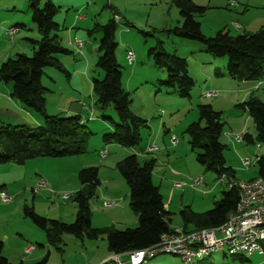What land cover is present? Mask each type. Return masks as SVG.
Wrapping results in <instances>:
<instances>
[{
    "label": "rangeland",
    "instance_id": "obj_1",
    "mask_svg": "<svg viewBox=\"0 0 264 264\" xmlns=\"http://www.w3.org/2000/svg\"><path fill=\"white\" fill-rule=\"evenodd\" d=\"M52 2L55 6H60L56 20L60 24L66 20V23L62 24L64 28L58 35L62 40L69 35V41L72 43L81 41L83 48L80 53H77L76 49L69 45L67 47L70 51L68 55H58L64 58V67L72 75L70 79H67L66 74L55 69L45 70L42 84L47 89L45 95L46 113L62 116L71 112L68 107L76 105L77 100L79 105H82L81 102L84 101L94 109V119L85 123L92 135L85 144L84 152L76 156L42 158L35 165L27 166L26 171L16 173L10 170V166H7L13 165L12 163L0 165V187L5 185L7 188L0 193H6L12 197L10 203H0L2 256H10L9 264H19V257L26 258L31 254L24 253L28 244L34 245L36 251L42 253L43 256L48 252L49 264H82L87 254H90V258H92L91 251L100 249L105 244V240H101L102 238L79 240L72 235L65 234L62 237L63 252H60L48 244L44 232L23 217V206L27 205L34 207L38 215L47 219L67 224L73 223L75 220L73 212L76 208L72 201V195L74 190L79 188L78 172L81 169L91 167L98 169L99 190L105 186L104 181L108 180V185L111 186V182H116V178H119L122 186H119L118 189L114 188L119 192V199L116 200L117 205L125 206L128 210L127 213L116 212L115 216L122 218L123 223L132 222L133 214L129 208V188L116 167L118 162L132 155L131 152L126 155L129 151H137L140 154V156L137 155V160L140 163L143 162V159L158 158L152 181L155 185L161 182L160 193L164 208L170 214L171 229L181 230L184 226L181 211L192 199L194 208L199 212L210 210L213 204L210 203V207L206 205L213 200L217 202L220 199L222 192L228 190L227 182L231 177L226 175V185L220 182L222 176H216L198 164L196 156L199 151L192 150L188 144L186 128L189 124L198 122L197 108L200 105L209 104L214 111L221 113L225 132H223L220 141L225 146L223 157L226 166L237 173L236 178H240L242 173L245 177L257 174L254 160L256 157L264 156V144L257 148L255 127L250 117L248 116L251 122L246 129V134L251 136L253 143L247 144L243 141L241 144L238 143L239 146H236L237 143L234 144L232 139L225 136L231 130L232 133L229 134L233 138L238 134L235 129L244 124L241 117L245 112L235 101L238 97L237 87L230 84L232 81L228 76L225 78L227 80L212 79V83L217 82L223 88H218L221 92L218 91L217 97L206 98L204 96L205 91H213L212 89L216 88L211 85L208 77L213 76L215 68L226 73L227 60L226 58L214 59L213 63L210 61L213 58H209L205 53L203 44L178 38L169 32L174 27L181 26L179 11L171 5L170 0H52ZM194 3L206 8L203 15L194 17L195 21L199 22L201 32L206 38L213 37L218 31L229 32L233 36L245 32L251 33L246 23L253 25L252 33H254L259 30V23L264 21V0H194ZM28 5L29 0H0V65L3 60L14 58L17 54L19 47L13 46L15 42L21 43L26 48L24 39L39 40L37 29L31 22ZM69 5L72 6L69 7ZM245 6L253 9H249V12L246 13L243 11ZM115 12L118 14H114ZM114 15L121 21L117 22ZM74 17L76 20L82 21H77L74 29H69V22L71 23ZM113 18L116 22L115 42L117 48L115 54L120 66L122 89L129 94L131 112L144 119L147 125L146 128L140 130V142L134 148H126L113 142L103 141V136L112 132L113 124L118 123V118L112 106L102 109L96 104V96L90 85L93 80H102L103 73L96 66L99 58L97 47L100 35L97 33L88 35L87 31L93 30L94 25H104ZM233 21L236 23H232ZM17 24H25V30L21 28L19 34L8 36V29ZM235 24H240V29H236ZM64 42L66 43L65 40ZM65 43L63 44L65 45ZM157 43H162L165 53L187 61L188 73L194 76V78L191 77L194 80V86L190 91L189 98H180L174 90L165 89L159 85L160 82L166 81L167 74L164 70L155 68L153 57L148 54L149 50L156 48ZM27 48V51L23 52L31 56V46L28 44ZM129 50L136 57L133 65H129L126 59V53ZM75 70L78 73L76 76ZM47 72H50L48 73L50 78L45 74ZM84 73L87 74V78ZM81 79H85L86 82L84 80L81 82ZM73 83L76 85L75 91L80 89L76 94L72 92L75 87ZM232 83H239V81ZM0 85L4 84L0 82ZM261 100L264 101V98ZM30 111L33 116L42 121L39 115ZM83 111L87 113L86 110ZM72 114L74 113L72 112ZM31 126L33 129L38 128L37 124ZM166 130H169V133L165 134ZM169 135L174 136L180 144L184 145L185 142L187 153L182 152L184 149H180V154L177 155H173V149L168 151L169 154L163 151L164 148L158 138L166 139ZM152 142L159 148L162 147V150L150 154L145 153L146 147ZM104 149L107 151L108 157L101 159L99 153ZM245 157L253 161L247 169L243 168L240 162ZM35 168L41 172V180L37 176L29 174ZM198 169L200 174L198 177L202 176L203 178V184L200 187L195 190L189 187L182 189L174 187L175 183L189 182L188 177L192 174L197 175ZM29 179L32 181L29 182ZM41 181L44 182L42 188L39 187ZM206 185L209 187L216 185L209 195H205ZM99 190L92 202H97ZM64 195H71V197L64 200ZM91 221L92 225L99 226L100 220L93 216L92 209ZM131 226L119 227V229L135 228L137 222ZM242 258L245 257L231 254L222 249L203 257L195 264H264V254L255 253L249 258H245L246 260ZM107 260L102 264H108ZM145 264H180V261L176 256L158 254Z\"/></svg>",
    "mask_w": 264,
    "mask_h": 264
},
{
    "label": "trees",
    "instance_id": "obj_2",
    "mask_svg": "<svg viewBox=\"0 0 264 264\" xmlns=\"http://www.w3.org/2000/svg\"><path fill=\"white\" fill-rule=\"evenodd\" d=\"M178 11L181 26L174 27V36L192 40L204 45L205 53L213 59L226 58V76L236 81H260L264 76V25L254 33L236 36L229 32L218 31L213 37L203 36L195 15H203L205 7L198 6L194 0H170ZM32 23L40 39L30 40L31 56L15 54L0 65V82L10 84L11 96L19 100L26 109L34 111L42 118V124L36 129L27 126H0V165H23L37 158H64L82 154L85 144L92 133L81 123L79 116L63 117L46 113L45 95L47 89L41 80L48 68L61 73H68L58 61V55H68L56 33L60 26L54 21L59 12L52 0H29L28 6ZM116 14V12L114 13ZM115 16V15H114ZM95 27V28H94ZM88 35H100L97 52L99 58L96 66L103 73L100 81L92 82L96 104L104 109L112 106L118 123L113 130L103 136V141L113 142L122 147L134 148L140 142V130L146 128V121L130 110L128 92L122 89L120 66L116 60L115 42L116 22L114 18L104 25H94ZM132 27V26H130ZM156 69L167 74L165 82L159 85L174 90L180 98H189L194 80L188 73L185 59L164 52L162 43L149 50ZM246 111L255 127L256 145L264 144V102L250 97L239 105ZM198 122L186 128L188 144L192 150H198L196 161L207 171L216 176L234 177V170L227 167L223 157L225 146L220 138L224 132L221 113L213 110L211 105L197 108ZM244 141L253 143L250 135L244 134ZM156 159L151 158L142 163L136 155H130L117 164V170L129 188V207L137 216V226L116 230L113 228H93L91 225L90 202L100 182L98 169L95 167L81 169L78 181L81 188L72 195L76 214L73 223H63L38 215L32 206H24L23 215L42 232L51 247L62 252L63 235L69 234L77 239L97 240L104 238L110 254L123 255L143 250L159 242L164 234L174 233L170 228V214L165 210L159 188L152 181V172ZM257 177L264 181V156L256 161ZM239 192L235 186L222 192L213 208L203 213H194L189 207L181 211L184 226L181 232L189 233L223 225L234 211ZM3 244L0 242V264H9L2 256ZM246 260L245 258H242ZM23 264V263H20ZM34 264H48V256Z\"/></svg>",
    "mask_w": 264,
    "mask_h": 264
},
{
    "label": "built area",
    "instance_id": "obj_3",
    "mask_svg": "<svg viewBox=\"0 0 264 264\" xmlns=\"http://www.w3.org/2000/svg\"><path fill=\"white\" fill-rule=\"evenodd\" d=\"M116 19V16H115ZM115 21V20H114ZM117 22L121 21L119 18ZM236 29H240V25L235 24ZM16 32L15 29H10L8 34L12 35ZM74 48L77 53H80L83 48L81 41L74 43ZM135 54L132 51H127L126 59L131 65L135 61ZM216 91H206V98L217 97ZM84 108H87L83 105ZM226 137L232 139L235 143L244 141V134L238 133L233 136L226 133ZM171 142L176 143V139L171 137ZM259 145H257V148ZM157 151L155 145L147 148V154ZM107 151L102 150L99 155L101 159L107 157ZM258 157L255 158L256 163ZM241 166L245 169L249 168L253 161L249 158L240 160ZM226 176H222L220 182H224ZM203 184L202 177L190 179L189 182L175 183L174 187L184 188L190 187L197 189ZM235 186L238 189L239 196L236 202L234 211L227 217L226 222L215 228L202 229L189 233L176 230L174 233L164 234L160 237L158 243L143 250L127 253L128 264H145L147 260L154 258L158 254H167L176 256L180 260V264H195L201 261L205 256L211 255L213 252L225 249L231 254H239L245 258L251 257L253 254H264V181L256 177L252 180L230 181L228 188ZM39 187H44V182L41 181ZM71 195H64L63 199L67 200ZM12 197L6 193H0V203L6 204L11 202ZM115 201H108L105 206H114ZM35 246L28 244L24 250L25 254L35 250ZM121 255L111 254L108 258V264H125L120 259Z\"/></svg>",
    "mask_w": 264,
    "mask_h": 264
},
{
    "label": "crops",
    "instance_id": "obj_4",
    "mask_svg": "<svg viewBox=\"0 0 264 264\" xmlns=\"http://www.w3.org/2000/svg\"><path fill=\"white\" fill-rule=\"evenodd\" d=\"M231 3H234V2H231ZM235 4V3H234ZM16 5V4H15ZM29 6V5H28ZM70 6H72V5H69V7ZM58 7H60V6H58ZM13 9L15 10V7H13ZM60 9V8H59ZM113 9H115V8H113ZM249 9H253L252 7H249V6H245L244 7V9H243V11L244 12H246V13H248L249 12ZM16 11V10H15ZM115 11H117L118 12V10L117 9H115ZM116 12V13H117ZM118 14V13H117ZM68 18V17H67ZM64 20V19H63ZM85 20V19H84ZM251 20H253V19H251ZM54 21L60 26V30L62 29V28H64V25H62L63 23H66V20H64V22L62 23V24H60L57 20H56V16H55V18H54ZM77 21H82V20H76L75 19V17H74V20H72L71 21V23L69 22V26H68V28L69 29H74L73 27H75L76 25H77ZM32 22V21H31ZM235 21H233L232 23H234ZM127 24H129L128 22H126ZM236 23V22H235ZM264 21L262 20L260 23H259V25H260V27H262L264 24ZM247 24V28L248 29H250V31H251V33H252V31H254V30H252L253 29V25H251V23H246ZM240 25V24H239ZM25 27V24H17V25H15V26H13V27H10L8 30H10V29H15L16 30V32L14 33V34H12V35H10V34H8V36H15L17 33L19 34V31H20V29L21 28H24ZM259 27V28H260ZM24 30H25V28H24ZM70 31V30H69ZM89 31V30H88ZM87 31V32H88ZM60 31H58L57 33H56V36L58 37V39L60 40V42L62 43V45L65 47V48H67L69 45L70 46H73V48H74V43L75 42H70L69 41V35H68V37L67 38H64V40L66 41V43L64 42V40H62V38L58 35V33H59ZM249 33V32H248ZM37 34L39 35V33L37 32ZM11 38H13V37H11ZM39 39H40V36H39ZM30 40H33V41H37V40H34V39H24L23 40V42H25V46H26V48L24 47V46H22V44L21 43H18V42H15L14 43V45L13 46H17V47H19V49H18V52L17 53H25V52H23V51H27V49L29 48H27V46H28V44L31 46V48H30V51L32 52V45H31V42H30ZM28 42V43H27ZM63 43H65V45L63 44ZM69 50V49H68ZM209 56V55H208ZM209 58H211L210 56H209ZM57 59H58V61L63 65V66H65V62H64V58H62V57H59V56H57ZM209 60V59H208ZM6 61V60H5ZM4 60H3V62H5ZM210 61L211 62H215V60L214 59H210ZM3 62H1V64L3 63ZM64 62V63H63ZM131 65H133V64H131ZM210 65V64H209ZM65 68V67H64ZM66 69V68H65ZM47 70V69H46ZM86 70V69H85ZM45 72V71H44ZM48 73H50V72H47V73H45L46 75H47V77L48 78H50L49 77V75H48ZM68 73V76H67V79H70L71 77H72V75L69 73V72H67ZM78 73L76 72V70H75V76L77 75ZM44 75V74H43ZM84 75H85V77L87 78V74L86 73H84ZM189 75L192 77V78H194V76L193 75H191L190 73H189ZM206 76H207V74H206ZM43 77V76H42ZM219 78H222V80H227V79H225V78H228V77H226V73H224V72H222V71H220L218 68H215V70H214V73H213V76H211V77H208V79H209V81H210V83H211V85H213V86H215L216 88H213L212 90L213 91H216V92H218V91H220L218 88L219 87H222L221 85H219L217 82H215V83H212V79H219ZM85 81V79H81V82L82 81ZM89 80V79H88ZM230 80L232 81V82H237L236 80H233V79H231L230 78ZM51 81H52V79H51ZM86 82V81H85ZM230 83V84H232L233 86H236L237 88V90H236V92L238 93V97H236V100L235 101H237L238 103L237 104H242V103H244V102H246L250 97H255V98H257V99H259L260 101H262L261 99H263L264 98V76H263V78L260 80V81H239V83ZM41 83H42V80H41ZM208 84H209V82H208ZM43 85V84H42ZM75 84L73 83V86H74ZM90 85H91V87H92V83H90ZM206 85H207V80H206ZM45 88V87H44ZM75 88H76V85H75V87L72 89V92H73V94H76L79 90H77V91H75ZM223 88V87H222ZM222 88H220L221 90H224V89H222ZM209 90V89H208ZM206 92V91H205ZM221 92V91H220ZM11 93H12V87H11V85L10 84H4L3 86H1L0 85V111H1V115H0V126L1 125H11V126H17V125H23V126H27V127H29L30 129H33V128H31L32 126L31 125H35V124H37L38 125V127L42 124V121L38 118V117H36V116H33L32 114H31V111L30 110H28V109H26L25 107H24V105L22 104V103H20L17 99H15V98H13L12 96H11ZM219 93V92H218ZM79 99H81V98H79ZM82 101V100H81ZM262 102H264V101H262ZM81 104L82 105H85L87 108H84V106L83 107H81L82 105H79V103H78V100L76 101V105H74L73 107L72 106H69L68 107V109L71 111L70 113H66V114H64V115H62L63 117H71V116H79L80 118H81V123L83 124V125H85V123H86V121H90V120H93L94 119V114H93V111H94V109L93 108H91V107H89L84 101H82L81 102ZM83 110H86V112L87 113H85ZM72 112L74 113V114H72ZM88 112H90L89 114H88ZM245 113L244 114H242V117L241 118H243V122H244V124H243V126H239L238 127V129H235V131H236V133H243V134H246L247 132H246V129L248 128V126L250 125V119L248 118V114H247V112L246 111H244ZM166 132L167 133H169V130H166L165 131V134H166ZM225 132V131H224ZM110 133V132H109ZM229 133H232L231 132V130H230V132ZM171 137H174V136H172V135H169V137H167L166 139H164V138H161V139H159L158 138V141H159V143H162V147L164 148L163 149V151H166L167 152V154H169L168 153V151H170V150H174L173 151V155H177V154H180V149H184L182 152H184V153H187V148H185V142H184V145L183 144H180V143H178V142H176L175 144L176 145H173L172 144V142H171ZM175 138V137H174ZM176 139V138H175ZM176 141H177V139H176ZM246 143V142H245ZM232 144V143H231ZM234 144H236V143H234ZM241 144V143H240ZM240 144H236V146H239ZM151 145H157V144H155V143H151V144H149L146 148H148L149 146H151ZM233 145V144H232ZM187 146V145H186ZM157 147V151L156 152H159L160 150H162V147L161 148H159V146H156ZM145 148V149H146ZM179 149V150H178ZM100 151H102V150H100ZM146 151V150H145ZM131 152V154L132 155H136V157H137V155L138 156H140V154L137 152V151H134V152H132V151H129V152H127L126 153V155L128 154V153H130ZM138 153V154H137ZM100 156V155H99ZM107 157H108V154H107ZM106 157V158H107ZM259 157H261V156H259ZM245 158H248V157H245ZM156 160L158 159V158H155ZM40 160H42V158H37V159H34V160H29V161H27L25 164H23V165H15V164H13V165H7V166H10V170H12L14 173H16V172H21V171H26L27 170V168L29 167V166H32V165H35V163L36 162H39ZM146 160H148V159H143V162L144 161H146ZM20 166H24V167H20ZM28 166V167H27ZM232 169V168H231ZM198 172L196 173L197 175H194V174H192L191 176H189L188 177V179L190 180V179H194V178H196V177H198V176H200V174H199V169L197 170ZM40 173L41 172H38V170L35 168L34 170H33V172H30L29 174H33L34 176H37L38 177V179L39 180H41L42 179V176L40 175ZM154 174H155V171L153 170V172H152V180H153V177H154ZM236 176H237V173H234V177L233 178H230V180H228V182H227V188H228V184H229V182L230 181H239V180H246V181H248V180H252V179H254V178H256L257 177V174H255V175H253V174H251L249 177H245L244 176V173H242V176L240 177V178H236ZM202 177V176H201ZM98 179H99V175H98ZM29 182H31L32 181V179H29L28 180ZM226 181V180H225ZM225 181L223 182V184L224 185H226L225 184ZM34 183V182H33ZM104 183H105V186L103 187V189L102 190H99L98 188H99V186H98V188L95 190V193H94V197H95V195H96V192H97V190H99L98 191V193H99V198H98V200H97V202H90V210L92 209V212H93V216H96L99 220H100V222H99V226L98 225H92V223H91V225H92V227L93 228H101L102 229V227L103 228H113V229H116V230H120L119 229V227H132L131 225H134L136 222H137V216L135 215V213L134 212H132V214H133V216H132V222H130L129 224H126V223H123L121 220H123L122 218H120V217H116L115 216V214H116V212H121V211H124L125 213H127V207H125V206H119V204L116 206V205H114V206H111V207H109V206H105V203L106 202H108V201H115L116 203H117V201H118V199H119V192L118 191H115L114 190V188H116V189H118L119 188V186L121 187L122 185H121V181H119V178H116V182L115 181H113V182H111V186L110 185H108V180L107 181H104ZM160 185H161V182L159 183V184H157L156 186L159 188V191H160ZM205 185V184H204ZM218 186V185H217ZM215 187H216V185H212V186H207L206 185V194L205 195H209L210 193H212V191L215 189ZM81 188V185L79 184V188L77 189V190H79ZM185 188V187H184ZM190 188V187H189ZM7 189L6 188V186L5 185H2V187H0V192L1 191H5V190ZM77 190H74V192L73 193H75ZM111 190V191H110ZM94 197H93V199H94ZM92 199V200H93ZM117 200V201H116ZM192 201H194L193 199H192ZM188 202L187 204H186V207H189L194 213H202V212H199V210H196V208H194V202ZM10 203V202H9ZM210 203L211 204H213V206H214V204H215V202H214V200L212 201V202H209L208 203V205H206L207 207H210ZM7 204V203H6ZM24 206H26V205H24ZM24 206H23V208H24ZM213 206L211 207V208H213ZM114 207H115V209H114ZM34 208V207H33ZM130 208V207H129ZM208 209V208H207ZM131 210V209H130ZM35 211V210H34ZM207 211V210H206ZM73 213H75L76 214V209L74 210V212ZM74 214V215H75ZM24 217V216H23ZM25 218V217H24ZM25 219H27V218H25ZM29 220V219H28ZM30 221V220H29ZM31 222V221H30ZM92 222V221H91ZM102 225H101V224ZM138 223V222H137ZM32 224V223H31ZM33 225V224H32ZM34 226V225H33ZM183 228V227H182ZM181 228V229H182ZM126 229V228H125ZM17 236H19L20 237V235L19 234H17ZM79 240H84V238L83 239H79ZM88 240V239H87ZM98 240V239H97ZM101 240H105L104 238H102ZM1 242V241H0ZM103 242V241H102ZM3 244V243H2ZM63 252V251H62ZM91 254H93V255H91V257L92 258H90V254H87V257H86V259H85V261L82 263V264H102L104 261H106L110 256H111V254L107 251V246H106V241H105V244L104 245H102L101 247H100V249L98 248V249H96V250H93V251H91ZM45 255H47L48 256V264H49V253L47 252ZM44 255V256H45ZM44 256H43V254L42 253H39V252H37L36 251V249L33 251V252H31V254L30 255H28V257H19V259H18V261H20L19 262V264L20 263H23V264H34V263H37V262H39V261H41L43 258H44ZM6 259H7V261H8V263H9V261H10V256H4ZM123 258H125L126 260L125 261H123L122 259ZM120 259H121V261L122 262H124L125 264H128V257H127V255L126 254H123V255H121V257H120ZM149 260H151V259H149ZM149 260H147V261H149ZM146 261V262H147ZM180 261V260H179ZM65 264H68V263H65Z\"/></svg>",
    "mask_w": 264,
    "mask_h": 264
}]
</instances>
